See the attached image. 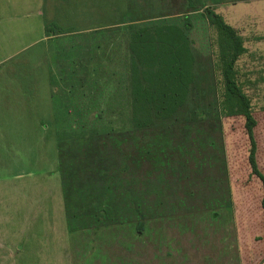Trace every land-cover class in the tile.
Segmentation results:
<instances>
[{"label":"rangeland","instance_id":"374dc122","mask_svg":"<svg viewBox=\"0 0 264 264\" xmlns=\"http://www.w3.org/2000/svg\"><path fill=\"white\" fill-rule=\"evenodd\" d=\"M130 1L0 0V59L10 57L0 67V77L16 73L22 85L20 95L18 86V107H22L16 120L22 126L18 146L0 148V264H97L103 257L96 254H144V235L151 238V234L136 229L145 214L132 210L135 206L166 209L153 212V217L166 218L165 223L158 221L156 229L152 227L157 231L148 240L153 254L156 245L159 253L175 252L176 245L187 242L191 234L201 231L208 236V223L213 229L228 228L230 198L237 220L242 199H236L233 191V174L243 169L249 141L245 119L238 114L225 117L234 103L225 94L218 33L203 11L190 18L189 35L200 76L191 103L174 121L146 130L148 142L134 140L133 145L130 139L129 144L118 138L133 133L130 42L134 25L185 27L183 17L163 18L183 12L179 0H145L146 8L143 0ZM200 1L208 6L218 3L213 9L244 39L247 53L237 63L238 79L251 99L258 120L257 143L264 154V0ZM131 3L134 9L129 11ZM145 14L163 19L132 24L134 16ZM52 21L65 32L62 37L48 39L52 37H47L45 26ZM97 53L108 64L117 62L119 71L117 77L106 76L108 81L100 89L91 82L100 70L96 73L84 66ZM97 89L98 103L82 108L83 94ZM95 135H108L110 140L97 152H91L96 146L85 140L89 154L81 156L91 165L80 171L79 193L84 197L87 188L104 192L100 201L118 210L120 227L96 232V227L84 230L75 222L70 233L58 142ZM88 194L84 200L93 201L90 205L99 199L96 193ZM196 207L207 209L204 214L209 218L196 215Z\"/></svg>","mask_w":264,"mask_h":264},{"label":"trees","instance_id":"16d2710c","mask_svg":"<svg viewBox=\"0 0 264 264\" xmlns=\"http://www.w3.org/2000/svg\"><path fill=\"white\" fill-rule=\"evenodd\" d=\"M188 7L183 19L185 27L170 24L137 28L131 33L130 42V80L132 124L136 131H144L175 120L178 113L191 102L192 89L197 85L200 76L199 67L190 38L192 21L190 13L203 11L209 25L218 33L219 64L224 80L226 97L233 101V107L225 117L238 114L245 119L246 137L249 141V153L242 170L233 175L235 191L241 196L238 209L243 224L253 226L258 233L254 236L255 245L251 254H264V163L257 161L258 143L256 130L258 120L252 110L251 99L245 93L238 79L237 63L247 52L243 37L228 25L224 17L210 7L198 6L193 0H187ZM133 26V25H131ZM65 32L56 24L46 26L47 37L63 35ZM96 136V135H95ZM107 136L79 137L74 141L67 140L59 145L61 170L63 175L64 197L68 223L72 229L74 223L99 224L108 214L107 210L87 209L89 202L84 197L96 193L85 189L84 197L80 195L82 187L80 171L86 169L90 161L83 159V153L89 154L84 147L85 140L89 146H96L92 151H100V141ZM65 147V150L62 148ZM88 192V193H87ZM241 194V195H240ZM98 200L102 193L97 192ZM101 196V197H100ZM98 203V202H97ZM246 217V220H244ZM140 224V223H139ZM139 228V226L137 227Z\"/></svg>","mask_w":264,"mask_h":264},{"label":"crops","instance_id":"0c3cea01","mask_svg":"<svg viewBox=\"0 0 264 264\" xmlns=\"http://www.w3.org/2000/svg\"><path fill=\"white\" fill-rule=\"evenodd\" d=\"M143 1L146 5L147 3L145 2V0ZM172 1L176 2L177 0H172ZM193 1L198 6L204 8L210 7L213 9L219 6L218 3H215L214 6H208L207 3L203 4L200 0H193ZM130 2H132V0ZM179 2L183 6V12H179L177 14H170V13L165 14L163 17L164 19H170V17L184 18V16H186L185 12L187 11V7H188L187 0H179ZM146 7L147 5L145 6V8ZM132 9H134L133 4L130 6L129 11H132ZM198 14L199 12L190 13L189 16L190 18H192L193 16ZM220 15L222 14L220 13ZM157 18L163 19L162 17H155V15L152 16L151 14L149 15L145 14V16H134L132 24H137L145 20H157ZM224 19L226 21L225 17ZM51 23L54 22L52 21L50 23H47V25ZM62 36L63 35H58L48 39L60 38ZM98 53L94 55V58L90 57V59H87L84 62V66L90 69L92 72L94 71L97 73L98 70H100L101 75L99 77L98 75H95L93 77V80L91 81L93 84H98V89H100V88H104L105 82L108 81V80L105 81L106 76L109 75L112 77L115 76L117 77L119 76V71L117 69L118 67H116L117 62L112 61L111 64H108L107 62L102 60V58L99 57ZM13 56L14 55H11V57ZM8 58L10 57L7 58L5 57L4 59H0V67L3 66V64H5V60H7ZM108 70L109 73H107ZM18 86H19V95H20L22 91V87H21L22 85L21 83L18 84V78L16 73L13 74L12 72H10V75L2 74V77H0V148H16L18 146V131L19 129L22 130V126L18 125V123L16 122L18 116V108H19V112L22 113L21 104H19L18 107ZM98 89L97 91L94 90V93L91 92L92 94L91 93L83 94L82 101L84 103L83 104L84 106H81L82 108L87 107L86 105H89V103L91 104H94L95 102L96 104L98 103V100L101 97L100 92H98ZM130 98H131V94H130ZM86 100H90V102H86ZM90 107L91 106H89V108ZM13 115L16 116L14 119L12 118ZM9 116H11V119H13L14 122H10L11 119H9ZM145 131L146 130L136 131L133 128V133L130 134L128 133V136H118V138L124 142L125 141L128 142L129 144L130 142L128 141V139H130L133 145L136 144V141L134 140H142L144 142H148L151 137L148 139L145 135L146 133H144ZM105 140H110V139L105 138L103 141L101 140L99 142L100 145L103 144ZM71 141L74 140H70V142ZM63 142L59 141L57 146L60 171H61V161H60L59 145ZM257 161L259 163H264V154H262V151L259 149V146L257 152ZM262 172H264V169L262 170ZM234 189L235 188L233 187V191ZM98 191H99L98 189L95 190L96 193ZM235 193L237 195V191H235ZM102 195H104V192H102ZM236 199H239L238 196ZM97 202L92 205H90L89 203L88 204L89 208L87 209L107 210L108 214L101 219V222L99 224L95 225L94 223H86V226L83 227L82 225V228L84 230H89L93 226L96 227V232H98V230L102 229L103 227H109V229H112L114 232L113 226L120 227V224L118 222L119 220L118 210H116L117 212H115L113 204L109 202H105V201L102 202L100 200ZM230 204H231L230 209L232 210V214H231L232 220L230 221V226L228 228L226 227L225 229H213L212 222L211 224L208 223L206 226L209 228L207 229L208 236H205L204 232L201 231L196 232L197 235L191 234L189 237L188 236L186 237L185 240H187V242H183V244L179 246L176 245L175 252H171L169 250L167 252L160 251L159 253L157 250L158 246L156 245L154 254L152 253L153 243L148 240L149 239L153 240V234L155 235L154 231L157 232L155 229L157 227L158 221L162 220L164 222L166 221L165 220L166 218H163V216L161 215H159V217H156L158 216V214L155 215V217H153V212L166 211V209H164L162 206L159 207L151 206V205L148 207L135 206L132 208V210L137 209L138 211H142V212L144 211L145 218L143 219V222L140 219V222H138L137 225L135 224L136 222H133L134 223L133 227H135V225L137 227L139 226V228L136 227V229L142 228L144 229V232L147 231L151 234V238H147L146 235H144V254H96L98 257H103L102 261L97 264H264V254H251V250L255 245V238L253 235H255L258 232L256 231V229L253 228V226L251 225L249 226L247 224L248 223L247 221H245V224L241 222L243 221L240 219L241 214L237 213L239 212L238 209L239 204H237V208H236L237 210L236 212L237 220H236L233 205L231 203V198H230ZM193 210H196L195 211L196 215L204 216V219L209 218V215L204 214L205 212L208 211L207 209L196 207V209ZM65 211H66V201H65ZM115 219L117 222L114 223ZM244 220H246V217H244ZM67 222H68V218H67ZM67 224H68L69 232L71 233L73 230H71L69 223ZM201 224L203 225V222H201ZM153 226L155 227L154 230L152 229ZM96 232H94L93 234L96 235L97 234ZM84 233L80 235L81 239H84L86 237ZM261 233H262L261 235L264 236V232ZM180 238L184 239L185 237L181 236ZM206 239H208V241H206ZM163 245L164 244L160 242L159 248L163 249ZM84 263L85 262H83V264Z\"/></svg>","mask_w":264,"mask_h":264}]
</instances>
